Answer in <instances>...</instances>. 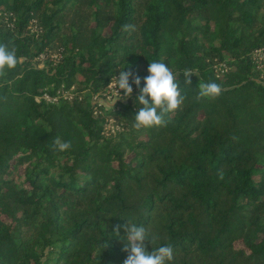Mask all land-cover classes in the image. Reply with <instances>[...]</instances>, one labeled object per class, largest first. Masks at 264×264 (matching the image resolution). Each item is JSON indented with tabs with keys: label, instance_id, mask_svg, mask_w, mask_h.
<instances>
[{
	"label": "trees",
	"instance_id": "1",
	"mask_svg": "<svg viewBox=\"0 0 264 264\" xmlns=\"http://www.w3.org/2000/svg\"><path fill=\"white\" fill-rule=\"evenodd\" d=\"M0 43L19 60L0 77V264H123L127 222L169 264H264V0H0ZM154 61L181 72L165 125L134 129L135 84L91 103Z\"/></svg>",
	"mask_w": 264,
	"mask_h": 264
},
{
	"label": "clouds",
	"instance_id": "2",
	"mask_svg": "<svg viewBox=\"0 0 264 264\" xmlns=\"http://www.w3.org/2000/svg\"><path fill=\"white\" fill-rule=\"evenodd\" d=\"M127 27V26H126ZM19 63L16 50L8 44L0 43V77H4L7 71L15 69ZM149 75L144 77V86L140 87L141 78L131 70H121L115 81L109 84L118 93L117 99H126L133 93L132 84L139 89L136 99L139 108L133 124L134 129H148L163 126L167 123L165 116L176 111L184 102L178 87L177 76L181 73H174L164 62L154 61L147 69ZM186 83L190 84V77L195 74L193 70L185 69L183 72ZM131 80V82H130ZM197 100L202 98L214 99L221 94V86L215 82L200 83ZM123 90V95L120 94ZM116 99V100H117ZM115 100V101H116ZM71 147L70 142H62L56 138L53 143V150L61 152ZM123 227L124 235H120V228ZM114 234L124 241V250L129 254L123 264H169L174 258L173 249L170 245L160 246L155 250L148 251L146 241L153 243L154 237H150L143 226L127 222L123 226L116 225ZM106 247V246H105Z\"/></svg>",
	"mask_w": 264,
	"mask_h": 264
},
{
	"label": "rangeland",
	"instance_id": "3",
	"mask_svg": "<svg viewBox=\"0 0 264 264\" xmlns=\"http://www.w3.org/2000/svg\"><path fill=\"white\" fill-rule=\"evenodd\" d=\"M56 52H57V50H50V52H49L50 56L49 57H47V55L45 53H42L41 56H39V58H38L39 65H43L44 60L47 58L52 57V58L56 59L58 57ZM254 57H255V61L257 63L256 67H257V71L259 73V77L264 79V48H260V50L254 52ZM223 69H225V64L223 62L218 63V67H217L218 72L222 73ZM112 81H115V80L113 79ZM63 93L67 96L73 94L70 90H65ZM102 97L104 98L103 103L105 105H113L115 103V100L118 97L117 90L115 88L111 87L110 85H108V88H107V90L104 91ZM114 128H115L114 119L108 118V120L105 124V131L109 132V131H112ZM13 174L15 175L16 178H19V173L17 171H15Z\"/></svg>",
	"mask_w": 264,
	"mask_h": 264
},
{
	"label": "built area",
	"instance_id": "4",
	"mask_svg": "<svg viewBox=\"0 0 264 264\" xmlns=\"http://www.w3.org/2000/svg\"><path fill=\"white\" fill-rule=\"evenodd\" d=\"M258 50H260V48H259V49H256L255 52L258 51ZM40 56H41V55H40ZM64 91H65V90H59L58 92H59V94L61 93L62 95L67 96V95H65V94L63 93ZM42 96H43L44 98H46V99L53 100V101L57 99V95H50V94L47 93V92H45ZM68 97H71V95H68ZM101 98H102V99H101ZM103 102H104V98L102 97V95L96 93V94H93V95L91 96V103L94 104L95 107H96L98 104H101V103H103Z\"/></svg>",
	"mask_w": 264,
	"mask_h": 264
}]
</instances>
